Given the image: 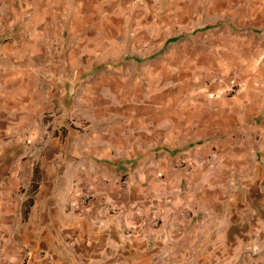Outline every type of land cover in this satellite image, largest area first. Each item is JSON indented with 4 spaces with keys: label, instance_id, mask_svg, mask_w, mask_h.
<instances>
[{
    "label": "crops",
    "instance_id": "1",
    "mask_svg": "<svg viewBox=\"0 0 264 264\" xmlns=\"http://www.w3.org/2000/svg\"><path fill=\"white\" fill-rule=\"evenodd\" d=\"M0 264H264V0H0Z\"/></svg>",
    "mask_w": 264,
    "mask_h": 264
},
{
    "label": "built area",
    "instance_id": "2",
    "mask_svg": "<svg viewBox=\"0 0 264 264\" xmlns=\"http://www.w3.org/2000/svg\"><path fill=\"white\" fill-rule=\"evenodd\" d=\"M84 199H85V201H88V200L92 199V196L91 195H86L84 197ZM104 208L110 213H116L118 211V208L112 206L109 203H104Z\"/></svg>",
    "mask_w": 264,
    "mask_h": 264
}]
</instances>
